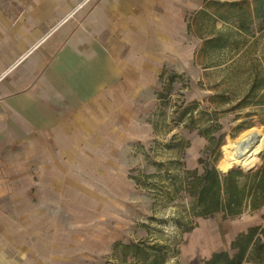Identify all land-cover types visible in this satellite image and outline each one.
I'll list each match as a JSON object with an SVG mask.
<instances>
[{"label":"rangeland","instance_id":"rangeland-1","mask_svg":"<svg viewBox=\"0 0 264 264\" xmlns=\"http://www.w3.org/2000/svg\"><path fill=\"white\" fill-rule=\"evenodd\" d=\"M193 1L204 5L187 10L186 37L162 38V47L156 35L149 40L137 85L118 79L112 93L89 98L87 117L66 121L72 140L61 150L40 133V108L69 95L42 85L49 65L18 64L39 42L27 39L11 68L5 63L4 37L10 33L13 48L16 32L34 30L24 18L29 0H0V264H205L240 233L264 228V206H245L236 217L195 216L186 181L188 172L217 168L219 140L264 129V17L249 14L252 0ZM219 34L223 47L201 50ZM107 55L115 63L125 56ZM73 82L65 88L76 92ZM263 161L264 152L240 183ZM205 223L230 235L220 247L194 251L188 239Z\"/></svg>","mask_w":264,"mask_h":264},{"label":"crops","instance_id":"crops-1","mask_svg":"<svg viewBox=\"0 0 264 264\" xmlns=\"http://www.w3.org/2000/svg\"><path fill=\"white\" fill-rule=\"evenodd\" d=\"M203 5L204 2L199 4L193 0H29L24 18H28L34 31L30 34L21 29L16 32L13 48L8 33L3 47L4 56L8 58L3 60L11 68L12 55L17 57L23 53L27 39L30 43L39 42L37 52L27 55L18 64L25 62L35 69L49 65L42 85L50 89L57 86L62 95H69L58 97L57 105L43 100L40 108L43 113L40 133L51 134L62 144L61 150H66L73 134L66 121L79 122L86 118L89 100L94 102L92 97L101 92L112 93L113 83L118 79L123 85L133 82L137 85V74L147 70L140 55L152 54L149 40H154L156 35L162 47V38L184 39L188 31L187 10L201 9ZM19 12L21 15V10ZM113 50L125 54L118 63L107 55ZM73 56H79L80 68H76ZM75 80L78 82L76 92L65 88L74 87ZM13 260L7 259L8 262Z\"/></svg>","mask_w":264,"mask_h":264},{"label":"trees","instance_id":"trees-1","mask_svg":"<svg viewBox=\"0 0 264 264\" xmlns=\"http://www.w3.org/2000/svg\"><path fill=\"white\" fill-rule=\"evenodd\" d=\"M232 3L233 6L241 5L237 1ZM206 5H210L209 1ZM250 6L252 8L250 15L264 17V0H252ZM245 25V19H242L240 26L244 28ZM226 42L224 34H219L204 40L201 50H205L206 47L221 48ZM260 86L261 84L257 82L254 89ZM196 105L198 103L194 102L183 108L179 119L182 120ZM221 143L222 140H219L216 148ZM188 175L187 190L192 197L195 216L207 218L216 213H223L226 217H236L242 214L245 206L253 211L264 206V161L245 184L238 182L234 174L221 177L214 166L206 167L202 173L188 172ZM205 264H264V228L250 227L240 233L232 241L229 250L214 252Z\"/></svg>","mask_w":264,"mask_h":264},{"label":"bare ground","instance_id":"bare-ground-1","mask_svg":"<svg viewBox=\"0 0 264 264\" xmlns=\"http://www.w3.org/2000/svg\"><path fill=\"white\" fill-rule=\"evenodd\" d=\"M143 139L147 140V137ZM263 152L264 129L257 126L247 128L236 137L227 136L219 145L217 170L221 176L226 177L232 169L238 168L235 179L242 182L261 163ZM229 235L224 225L205 223L188 239V244L194 251L208 252L224 244Z\"/></svg>","mask_w":264,"mask_h":264},{"label":"water","instance_id":"water-1","mask_svg":"<svg viewBox=\"0 0 264 264\" xmlns=\"http://www.w3.org/2000/svg\"><path fill=\"white\" fill-rule=\"evenodd\" d=\"M217 169V168H216ZM218 171V170H217ZM219 172V171H218ZM221 177H223V176H221ZM223 178H225V177H223Z\"/></svg>","mask_w":264,"mask_h":264}]
</instances>
